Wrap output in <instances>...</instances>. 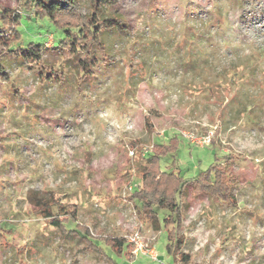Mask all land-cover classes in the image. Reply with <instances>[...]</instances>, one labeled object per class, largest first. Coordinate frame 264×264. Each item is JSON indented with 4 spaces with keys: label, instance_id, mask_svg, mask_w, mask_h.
<instances>
[{
    "label": "rangeland",
    "instance_id": "374dc122",
    "mask_svg": "<svg viewBox=\"0 0 264 264\" xmlns=\"http://www.w3.org/2000/svg\"><path fill=\"white\" fill-rule=\"evenodd\" d=\"M77 1L89 17L91 0ZM0 3L20 10V0ZM115 13L127 33L86 40L100 62L93 81L80 83L79 58L52 33L25 28L24 39L44 43L45 65L62 81L41 80L39 65L12 53L0 58V264H264V0H119ZM173 135L184 140L178 164L187 178L214 155L232 157L225 166L238 203L189 191L175 258L167 233L140 219L131 200L153 144ZM206 136L208 147L197 143ZM53 194L78 205V223L106 257L49 225L39 204ZM136 233L158 261L103 243Z\"/></svg>",
    "mask_w": 264,
    "mask_h": 264
},
{
    "label": "trees",
    "instance_id": "16d2710c",
    "mask_svg": "<svg viewBox=\"0 0 264 264\" xmlns=\"http://www.w3.org/2000/svg\"><path fill=\"white\" fill-rule=\"evenodd\" d=\"M118 1L91 0L93 12L89 17L81 16L77 0H20L19 11L3 7L0 3V58L5 52L12 53L22 63L39 65V73L43 75L41 80L45 79L48 83L62 81L56 69L45 65L44 43L24 39L25 28L33 29L35 34L42 37L52 33L58 48L65 50L71 58H79L80 83L93 81L96 78L94 68L99 67L100 62L86 40L109 30L123 35L128 32L121 15L112 14ZM99 45L103 51L105 47ZM108 60L112 61L113 57ZM183 141L180 135H173L166 143L153 144L152 151L145 158L142 188L131 196L138 217L155 231L167 233L166 252L172 258L184 246V236L179 232L186 218L188 206L185 199L189 191L194 198L208 196L224 205L238 208L233 193V184L237 179L225 166V162L232 157L214 155V161L205 170L193 178H187L178 164ZM166 162H170V165ZM39 208V213L49 220L50 226L58 229L63 240L73 241L80 250L107 256L103 247L91 239L90 228L78 223V205H65L53 194V200L43 201ZM72 223L76 225L68 228L67 225ZM103 243L119 255L129 258L131 254L132 245L124 238L108 236Z\"/></svg>",
    "mask_w": 264,
    "mask_h": 264
},
{
    "label": "built area",
    "instance_id": "2783aa9c",
    "mask_svg": "<svg viewBox=\"0 0 264 264\" xmlns=\"http://www.w3.org/2000/svg\"><path fill=\"white\" fill-rule=\"evenodd\" d=\"M186 137L191 140L193 139V136H187ZM197 143L202 144L204 147H208L211 144V136H206L202 139L197 140ZM148 152V151H147ZM130 190H133L132 187H130ZM130 244L133 245V249L131 251V256L133 258H136L138 256H148L153 261H158L159 256L155 251V248H150L147 244H145L142 241V237L139 236L138 233H136L134 236H132L129 240Z\"/></svg>",
    "mask_w": 264,
    "mask_h": 264
}]
</instances>
